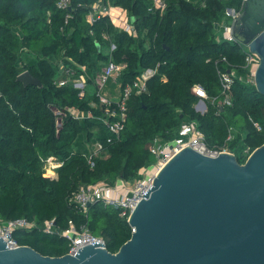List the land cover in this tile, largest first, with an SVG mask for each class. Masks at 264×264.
Instances as JSON below:
<instances>
[{
    "label": "trees",
    "instance_id": "1",
    "mask_svg": "<svg viewBox=\"0 0 264 264\" xmlns=\"http://www.w3.org/2000/svg\"><path fill=\"white\" fill-rule=\"evenodd\" d=\"M96 1L73 0L66 22L68 12L59 10L56 0H0V217L39 224L54 219L62 230L72 221L103 237L107 249L117 253L132 236L127 219L100 203L84 213L71 201L73 194L102 180H136L142 169L156 163L154 139L173 141L189 122L205 134L209 148L227 149L244 164L264 145V95L248 79L242 45L224 39V29L217 28L230 22L228 9L242 11L243 0H206L204 5L199 0H166L163 12L153 11L151 0H105L134 17L135 36L121 31L109 17L91 24L87 15ZM112 45L116 49L111 53ZM110 59L126 65L117 82L122 86L146 69L157 73L148 80L146 92L130 98L121 137L108 142L106 110L92 102L98 103L95 77ZM60 61L78 74L86 69L85 97L80 98L72 83L56 84ZM218 67L237 74L232 104L223 108L211 102L221 94ZM25 71L42 86L19 82ZM195 84L210 98L205 114L194 108ZM72 109L84 117L77 119ZM231 127L247 133H236L228 141ZM96 142L103 143L104 152L92 166L88 155ZM48 160L61 163L55 171L48 170L55 178L45 176ZM16 238L44 256L61 257L70 248L65 237L38 229Z\"/></svg>",
    "mask_w": 264,
    "mask_h": 264
},
{
    "label": "water",
    "instance_id": "2",
    "mask_svg": "<svg viewBox=\"0 0 264 264\" xmlns=\"http://www.w3.org/2000/svg\"><path fill=\"white\" fill-rule=\"evenodd\" d=\"M232 33L259 57L254 79L264 95V0L245 1ZM17 80L42 86L28 71ZM142 197L128 221L132 236L117 253L93 242L50 257L29 246L9 249L0 237V264H264V145L244 164L187 147Z\"/></svg>",
    "mask_w": 264,
    "mask_h": 264
},
{
    "label": "built area",
    "instance_id": "3",
    "mask_svg": "<svg viewBox=\"0 0 264 264\" xmlns=\"http://www.w3.org/2000/svg\"><path fill=\"white\" fill-rule=\"evenodd\" d=\"M73 0H56V7L59 10L70 12L72 10ZM153 3L152 10L155 11L159 9L164 11L167 7L166 0H151ZM202 5L205 4L206 0H199ZM246 0H243V6ZM242 6V9H243ZM66 14V22L71 17L70 13ZM240 12H236L233 9L232 12L228 10L227 16L231 18L230 22L223 23V25L218 24L217 28L224 29L223 37L229 42H237L232 33V26L239 15ZM102 17H109L114 22V24L121 30L130 35H136L135 24L131 21V17L128 12L120 7L115 6L110 3L105 4V0H97L87 15V20L93 24ZM245 53L246 67L249 68V81L255 84V71L259 65V57L251 53L249 47L241 44ZM116 49L115 45H112L110 51L111 53ZM220 61L216 62V65ZM222 62L228 64L225 57L222 58ZM74 63V62H73ZM61 78L56 81L58 86H65L72 83L73 86L79 91L80 98H83L87 94L88 81L87 75L85 74L86 69L82 68L81 74H78L75 68L66 66L64 62L60 61L58 63ZM126 68L125 64L115 63L112 59L108 64L102 69V71L95 77V96L98 99V103L92 102V106L96 107L98 104L103 106L106 110V118L104 124L111 134L108 138V142L113 141V138L119 139L122 132L126 126L127 114H128V102L132 95H141L147 91V82L149 79L154 77L157 73V69H146L144 70L135 81L128 83L125 86L120 85V91L115 96H108L106 93L107 88L110 87L111 82H118L122 71ZM221 94L220 96L211 100L212 104L223 108L225 106H231L232 96L231 92L236 81V71L229 69L227 71L218 67L217 69ZM194 91L198 98V102L194 105L197 112L205 114L208 111L207 102L210 98L206 90L200 85H194ZM56 114L61 116L62 113L57 111ZM72 114L77 119L84 117V114L78 109H72ZM90 113L88 114V116ZM62 123L59 120L58 127H61ZM254 126L258 131H261V127L258 123H254ZM234 137L232 127L230 128V134L228 141H231ZM190 147L193 150L210 157H217L220 152L230 153L235 155L233 152L227 149L214 150L208 147L206 144L205 134L199 129L195 122L184 123L180 130L179 135L173 141L163 143L159 138L154 139L151 144V153L156 158V172H151L150 170L142 169L140 171V176L142 178H137L135 181H128L124 179H118L114 184L107 181H99L93 183L87 187H82L77 192H75L71 198L81 211L84 213L88 212L89 207L92 204L100 203L106 208H114L120 211V216L130 219L131 214L136 209L137 205L143 200V195L148 191L152 181L156 177L160 169L167 164L174 156L180 153L183 149ZM104 152V145L101 142H96L94 148L88 155L89 163L94 166V158L99 157ZM47 163L55 165L56 169L61 166V163L48 160ZM138 195L141 197L136 198ZM42 230L46 234L59 235L65 237L70 244L68 254L73 251L78 252L81 247H84L90 243L97 242L103 244L104 248H107L106 240L103 237L94 235L86 226H77L72 221L68 229H60L56 221L47 220L42 224L36 221H31L26 218L17 219H4L0 217V237L4 239L7 244V248L15 249L19 248L21 245L16 238V234H23L32 232L34 230ZM131 231L133 233L132 227ZM9 235L11 238L7 237Z\"/></svg>",
    "mask_w": 264,
    "mask_h": 264
},
{
    "label": "rangeland",
    "instance_id": "4",
    "mask_svg": "<svg viewBox=\"0 0 264 264\" xmlns=\"http://www.w3.org/2000/svg\"><path fill=\"white\" fill-rule=\"evenodd\" d=\"M227 12H228V10H227ZM15 32L16 33H20L19 32V30L18 29H16L15 30ZM218 33H220V32H218ZM119 79V78H118ZM117 79V80H118ZM117 85V84H116ZM115 85V87H113V86H110L109 88H107V91H106V93L108 94V96L110 95V96H115V95H117L118 93H119V91H120V86H119V84H118V86H116ZM113 87V88H112ZM92 91H90V93L89 94H92L91 93ZM95 92V89H94V91H93V93ZM232 130H233V134L235 135L236 133H240L241 135H243V136H245L246 135V133H247V131L245 130V129H236L235 127H232ZM95 144L96 143H94L93 145H92V148H94V146H95ZM248 152V151H247ZM155 165H156V163L154 164V165H151V166H148V167H146V168H144L146 171L147 170H150L151 172H153L154 170L156 171V169H155ZM53 170L54 169V171L56 170V167H55V165L53 166V164H51V163H46V165H45V176L46 177H52V178H54V177H56V175H52V174H50L49 173V171L48 170ZM154 171V172H155ZM143 176H140L139 175V177L138 178H142ZM135 181V180H134Z\"/></svg>",
    "mask_w": 264,
    "mask_h": 264
},
{
    "label": "crops",
    "instance_id": "5",
    "mask_svg": "<svg viewBox=\"0 0 264 264\" xmlns=\"http://www.w3.org/2000/svg\"><path fill=\"white\" fill-rule=\"evenodd\" d=\"M111 84H112L113 86L117 84L116 86H118V83H115V82H113V81L111 82ZM119 86H120V85H119ZM114 87H115V86H114ZM112 88H113V87H112ZM56 177H57V174H56ZM54 178H55V177H54Z\"/></svg>",
    "mask_w": 264,
    "mask_h": 264
}]
</instances>
